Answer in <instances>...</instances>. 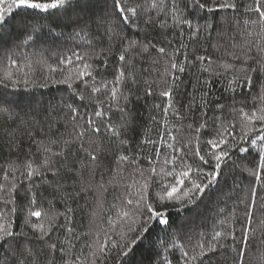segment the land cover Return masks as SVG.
<instances>
[{
  "label": "snow or ice",
  "instance_id": "snow-or-ice-1",
  "mask_svg": "<svg viewBox=\"0 0 264 264\" xmlns=\"http://www.w3.org/2000/svg\"><path fill=\"white\" fill-rule=\"evenodd\" d=\"M0 54V264H253L264 0H0Z\"/></svg>",
  "mask_w": 264,
  "mask_h": 264
},
{
  "label": "trees",
  "instance_id": "trees-1",
  "mask_svg": "<svg viewBox=\"0 0 264 264\" xmlns=\"http://www.w3.org/2000/svg\"><path fill=\"white\" fill-rule=\"evenodd\" d=\"M185 42L187 43V41H185ZM211 42H215V41L212 40ZM58 50L66 52V49H58ZM209 52L211 53L212 49H209ZM0 56H2V54H0ZM144 66L147 67L148 66L147 63H145ZM63 89H64L63 85H50L48 88L35 90V92L33 94L36 95L37 97L43 96L44 99H53V98L59 99L60 97L67 95V93L65 91H63ZM214 94H216V95L221 94L220 85H216V88L214 90ZM225 95H227V94H225ZM138 110L140 112L144 111L142 106H138ZM145 126H147V125H145ZM7 156H8V153H7L6 149L3 152H0V164L4 163V160L7 158ZM108 199H111V197L109 196ZM260 250H264V245H261L260 241L258 239L255 242V244L252 247H250L249 253H248L250 258L255 257V259L253 260V264H264V259L261 258V251ZM225 259H226L225 257L220 258L221 264H224ZM227 259L230 261V256L227 257Z\"/></svg>",
  "mask_w": 264,
  "mask_h": 264
}]
</instances>
